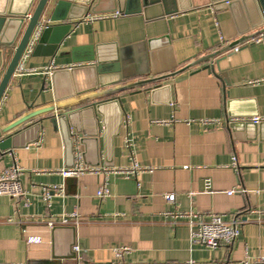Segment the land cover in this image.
Listing matches in <instances>:
<instances>
[{
    "label": "crops",
    "instance_id": "0c3cea01",
    "mask_svg": "<svg viewBox=\"0 0 264 264\" xmlns=\"http://www.w3.org/2000/svg\"><path fill=\"white\" fill-rule=\"evenodd\" d=\"M234 7L157 0L123 14L100 0L52 56L57 32L35 52L34 45L0 100V128L31 110L91 93L97 62L117 61L126 84L176 71L238 39L239 29L256 31L252 6ZM100 16L109 17L93 19ZM217 60L73 105L58 128L49 119L53 114L36 118L39 128L30 127L15 148L0 152V171L18 166L25 191L17 199L0 196V264H242L264 258V120L250 121L264 118V34ZM8 61L6 56L0 79ZM77 153L89 167L134 162L150 170L129 179L108 174L109 195L100 199L103 174L58 173L76 162ZM205 179L211 192H202ZM52 185L62 193L46 202L41 189ZM235 187L239 191L228 195ZM168 193H174L173 203L164 199ZM72 214L66 224L59 222ZM210 214L237 223L230 247L191 244L192 215ZM115 247L129 251L117 257Z\"/></svg>",
    "mask_w": 264,
    "mask_h": 264
},
{
    "label": "water",
    "instance_id": "95a60500",
    "mask_svg": "<svg viewBox=\"0 0 264 264\" xmlns=\"http://www.w3.org/2000/svg\"><path fill=\"white\" fill-rule=\"evenodd\" d=\"M114 11L123 14L140 12L143 7L155 4L157 0H106ZM100 0H0V71L4 65V59L9 56V61L5 66L0 79V100L7 89L11 78L13 77L16 67L20 61L22 53L32 35L35 28L39 27V37L35 43L34 52L44 43L46 36L55 31L58 34L56 42L51 47L48 55L52 56L57 46L63 42L67 35L70 34L71 28L78 24L88 13H95V7ZM214 9H230L234 10V5L242 2L244 5H251L253 10L257 12V20H250L251 29H255L253 33H248V29H239L238 39L228 43L227 45L217 49L207 55H204L194 61L187 63L181 68L158 77H150L148 79L134 81L122 84V77L119 71L117 61L110 63L97 62L94 68L95 81L91 89V93L69 99L53 105L34 109L22 115L8 125L0 128V152H10L15 148L14 141L24 131L30 127L39 128V121H34L40 116L53 114L49 119L58 128L67 113L66 109L85 102L100 99L109 96L114 92L122 91L131 87L143 84H151L157 81L165 80L175 74L185 70L186 68L203 61L209 60L212 64H217L214 59L228 50L237 49L241 44L254 41L259 35L264 34V27L258 26L264 24V0H210ZM183 7L182 9H187ZM248 20V21H249ZM55 22H62V25L56 27ZM10 39H4L8 31H12ZM210 68V65L205 66ZM67 69V68H66ZM69 70L71 68H68ZM117 84L116 87L105 89L110 85ZM119 84V85H118ZM34 122H36L34 124ZM32 124V126L30 125ZM34 124V125H33ZM20 126H23L19 129Z\"/></svg>",
    "mask_w": 264,
    "mask_h": 264
},
{
    "label": "built area",
    "instance_id": "2783aa9c",
    "mask_svg": "<svg viewBox=\"0 0 264 264\" xmlns=\"http://www.w3.org/2000/svg\"><path fill=\"white\" fill-rule=\"evenodd\" d=\"M117 15L118 13H115L112 15V17H116ZM106 17L109 16L94 17L93 19L106 18ZM39 32H40V28L39 27L35 28L22 53V56L16 67L15 72L17 71L21 73L24 71V68L21 63L31 54L33 47L39 37ZM220 40L225 42L223 36L220 37ZM256 41L260 42V39H257ZM234 50H236V48ZM263 120L264 118L259 116H255L250 119V121L253 124H258ZM127 145L129 146L128 143ZM231 165L235 167V157L231 158ZM148 170L150 169L146 167H140L134 162L130 167L127 168L89 167L82 163L81 155L80 153H77L76 162L70 167L60 169L58 173L62 177H78L85 173L103 174L104 175L103 181L96 191V197L102 199L109 195L108 180H107L108 174L112 173L129 179L136 177L138 173L145 172ZM20 174H21V169L16 165L0 171V196H6L9 198L17 199L25 195V191L19 179ZM211 190H212L211 181L209 179H205L203 183L202 192L208 193L211 192ZM238 191H239V187H235L233 189L228 190L227 194L232 195L233 193ZM61 193H62V188L60 186H55V185L45 186L42 187L41 189L42 197L46 202L49 201L52 195L61 194ZM164 199L166 200L167 203H173L175 201V195L174 193L165 194ZM75 216H76L75 214L62 216L60 217L59 222L61 224H66L70 220V218ZM172 217H174L173 214ZM192 217L193 218H191V220L189 221V225H190L189 240L191 244L202 245L207 248H217L220 246L230 247L239 234V228L235 221L226 222L221 218V216L217 214H210L207 216V218H203L197 215H192ZM48 225L52 227L53 223L49 222ZM34 241H37V239H32V238L29 239V242H34ZM73 251L75 253H78L79 252L78 247L74 246ZM127 251H129L128 247L114 248V253L117 257H121ZM8 264H12V263H8ZM242 264H264V258H258L253 262L244 261Z\"/></svg>",
    "mask_w": 264,
    "mask_h": 264
}]
</instances>
